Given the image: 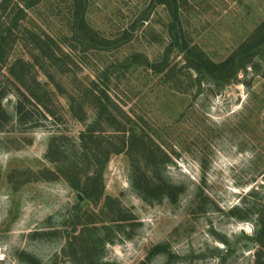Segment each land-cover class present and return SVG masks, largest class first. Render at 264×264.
Listing matches in <instances>:
<instances>
[{
    "label": "rangeland",
    "instance_id": "rangeland-1",
    "mask_svg": "<svg viewBox=\"0 0 264 264\" xmlns=\"http://www.w3.org/2000/svg\"><path fill=\"white\" fill-rule=\"evenodd\" d=\"M29 1L0 0V30L61 39L70 60L55 80L68 94L94 82L107 94L111 115L156 145L154 155L135 164L127 151L101 157L103 193L85 198L63 174L84 182L100 167L88 166L80 154L79 134L94 112L85 103V121L74 118L66 92L47 76L52 69L33 63L26 41L9 43L0 72V264H255L257 223L264 215V44L224 84L198 83L193 69L192 78L164 80L128 65L127 58L140 53L150 63L166 60L184 70L183 52L166 54L174 15L193 48L212 61L225 60L264 21V0H179L180 18L153 0H86L84 16L96 33L132 35L103 51L71 49L64 41L72 36L70 0L23 7ZM17 58L33 65L28 82L35 76L47 83L45 103L53 115L9 74ZM102 129L105 138L119 136L106 122ZM55 136L63 154L50 149ZM134 170L170 190L154 188L143 198ZM159 244L164 249L149 257Z\"/></svg>",
    "mask_w": 264,
    "mask_h": 264
},
{
    "label": "trees",
    "instance_id": "trees-1",
    "mask_svg": "<svg viewBox=\"0 0 264 264\" xmlns=\"http://www.w3.org/2000/svg\"><path fill=\"white\" fill-rule=\"evenodd\" d=\"M25 1V0H24ZM42 0H30L26 3V6L23 7L30 8L35 4H38ZM153 4L164 5L166 6L171 13H175L177 17L180 18L179 12V0H153ZM87 6L86 0H70L69 7L72 9L71 21H69L70 28L72 31V36L70 38L63 37L64 41L69 42L71 49H76L79 46H82L84 50H93V51H103L109 46L118 47L121 43L129 41L132 37L129 31L121 33L116 39H109L103 37L96 33L90 25L88 24L84 13ZM1 9V7H0ZM18 11L23 12V8L18 7ZM143 19V18H142ZM145 19V18H144ZM178 19L172 17V21L168 26V34L170 37V42L166 47V54H169L173 48L178 49L184 53L185 68L182 71L176 70L173 67H168L166 60H163L159 63H150L149 60L141 55L140 53H135L127 58L128 65H142L146 68H149L154 74H161L164 80H173L178 78L179 75H189L190 69H193L196 73V81L200 83V79L207 78L211 82L224 84L229 82L241 67L245 66L247 63H250L255 55H258L261 51V46L264 44V21L257 27L254 33L244 42H242L237 49L225 60L215 62L203 55V53L195 48H193L186 40V37L183 31H179L178 28ZM16 39L26 41V45L29 43L31 47V57L33 58V63L36 65H41L46 63V66L52 69L53 75L51 72H47V76L51 82L55 83L54 85L62 93L66 92L65 88L60 82L56 81L54 74L62 75V68L66 66L69 59V54L61 48L59 41L54 37L45 34L40 35L32 31L23 32L21 35L14 36L11 27L6 28L5 30H0V72L6 66L9 56V43H13ZM10 41V42H9ZM264 54V53H263ZM262 55V54H261ZM43 63H41V61ZM33 65L25 61L23 58H17L8 68L9 74L19 82L30 95L34 103L42 105L49 113L54 114L45 103L47 100L50 101L49 90H47V83L40 82L35 76L30 77L31 81H27V75L30 73ZM179 71V73H178ZM86 87V86H85ZM84 87L83 92L78 91L77 94H68L66 95L69 99L70 111L72 116L78 119L81 122H84L87 117V109L85 108V103L89 104V107L94 112V121L87 123L85 129L79 134L81 155L85 157L86 164L89 165H98L99 168L90 175L86 176L85 181L81 182L80 179H75L72 174H63L64 178L68 181L70 186L76 191L80 192L85 198L90 200L100 199L103 193V186L101 181V172H102V163L101 157L107 159L110 154L121 153L127 151L131 154V159L133 164L139 161V158H148L150 154H153V149L151 145L153 140L147 136L144 132H137L133 129H126L125 123L120 121L121 117L113 116L109 112L108 104L109 98L104 91L95 85L92 82L90 87ZM4 90L0 88V95H4ZM23 95V94H22ZM25 95V94H24ZM90 96V97H89ZM90 99H89V98ZM24 98L31 102V100L26 96ZM18 112L24 113V108L21 103L18 105ZM124 118H127L124 116ZM106 122L108 126H111L115 131L116 135L112 139L105 138L102 134L103 124ZM59 138L53 137L50 141V149L54 146L59 152H62V146L58 143ZM72 145V144H71ZM156 145V144H155ZM68 149V148H67ZM73 149L77 152V145H73ZM137 151V152H136ZM139 152V153H138ZM142 152V153H140ZM135 153V154H134ZM154 155V154H153ZM133 179H135V187L139 194L143 198H148L152 191L155 188V191L163 193V191H169L170 188L167 185H159L151 181L143 173L138 174V170H134L132 173ZM264 207V204H263ZM125 220V218H121ZM258 231L256 240L261 245L260 249L257 250L255 254V264H264V215H260L258 218ZM80 234V233H78ZM75 237V236H74ZM164 249L162 245H155L149 251L148 256H153L156 253L161 252Z\"/></svg>",
    "mask_w": 264,
    "mask_h": 264
},
{
    "label": "water",
    "instance_id": "water-1",
    "mask_svg": "<svg viewBox=\"0 0 264 264\" xmlns=\"http://www.w3.org/2000/svg\"><path fill=\"white\" fill-rule=\"evenodd\" d=\"M78 199H79V200H82V197H81V195H78Z\"/></svg>",
    "mask_w": 264,
    "mask_h": 264
}]
</instances>
